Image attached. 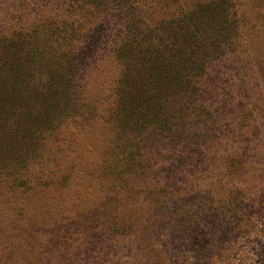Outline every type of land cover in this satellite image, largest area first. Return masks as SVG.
<instances>
[{
    "label": "rangeland",
    "instance_id": "rangeland-1",
    "mask_svg": "<svg viewBox=\"0 0 264 264\" xmlns=\"http://www.w3.org/2000/svg\"><path fill=\"white\" fill-rule=\"evenodd\" d=\"M58 1L0 0V32L12 15L43 14ZM241 7L235 45L204 76L208 101L193 96L195 109L177 120L179 143L155 136L159 124L145 126V172L119 188L100 165L104 131H77L62 161L76 170L65 186L56 174L26 199L0 201V264H264V0ZM104 46L83 61L89 96L110 85L97 82ZM29 146L26 139L22 149Z\"/></svg>",
    "mask_w": 264,
    "mask_h": 264
},
{
    "label": "trees",
    "instance_id": "trees-1",
    "mask_svg": "<svg viewBox=\"0 0 264 264\" xmlns=\"http://www.w3.org/2000/svg\"><path fill=\"white\" fill-rule=\"evenodd\" d=\"M241 5L242 0H59L43 14L12 15V25L0 32L2 204L15 194L26 199L36 183L56 174L65 186L76 171L74 164H62L72 150L71 136L89 133L95 124L106 134L100 165L115 179L112 185L122 188L140 178L147 167L142 152L150 151L143 128L159 124L162 136H155L179 143L177 120L191 115L193 96L200 105L208 101L204 76L235 45L244 20ZM99 44L107 48L100 58H107L97 82L110 85L89 96L81 70L85 55L98 52ZM26 139L30 146L22 149ZM50 145L57 152L43 154ZM32 162L41 170L36 182L28 170Z\"/></svg>",
    "mask_w": 264,
    "mask_h": 264
}]
</instances>
